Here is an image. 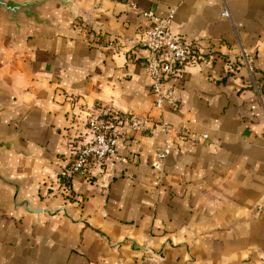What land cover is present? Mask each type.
Listing matches in <instances>:
<instances>
[{
  "label": "crops",
  "instance_id": "1",
  "mask_svg": "<svg viewBox=\"0 0 264 264\" xmlns=\"http://www.w3.org/2000/svg\"><path fill=\"white\" fill-rule=\"evenodd\" d=\"M150 11L198 46L172 82L176 110L150 94ZM32 12L0 14V264H264V0H48ZM102 104L163 119L169 136L126 132L62 189Z\"/></svg>",
  "mask_w": 264,
  "mask_h": 264
},
{
  "label": "built area",
  "instance_id": "2",
  "mask_svg": "<svg viewBox=\"0 0 264 264\" xmlns=\"http://www.w3.org/2000/svg\"><path fill=\"white\" fill-rule=\"evenodd\" d=\"M145 15L151 19V25L142 30L140 44L147 52L143 58V66L150 78V94L157 108L162 109L164 104H168L176 110L180 105V98L172 82L182 76L184 66L190 62L192 52L198 46L172 32L171 14L158 16L150 11ZM222 16H229L227 9L222 11ZM244 57L247 67L251 69L252 58ZM86 121L90 138L77 146L67 169L62 173V189L66 187L71 175L91 176L108 157L114 156L118 140L126 132L151 135L160 131L167 137L170 133V125L163 119L155 121L148 116L121 111L109 104L88 110ZM180 132L188 134L187 130ZM169 152L170 145L166 140L156 153L154 166L160 167Z\"/></svg>",
  "mask_w": 264,
  "mask_h": 264
},
{
  "label": "water",
  "instance_id": "3",
  "mask_svg": "<svg viewBox=\"0 0 264 264\" xmlns=\"http://www.w3.org/2000/svg\"><path fill=\"white\" fill-rule=\"evenodd\" d=\"M48 0H0V14L14 23L19 21V14L31 18L34 16L32 8ZM77 14L74 16L76 17Z\"/></svg>",
  "mask_w": 264,
  "mask_h": 264
}]
</instances>
